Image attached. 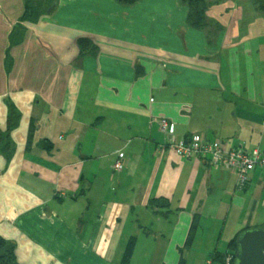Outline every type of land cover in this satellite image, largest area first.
<instances>
[{
    "label": "crops",
    "instance_id": "crops-1",
    "mask_svg": "<svg viewBox=\"0 0 264 264\" xmlns=\"http://www.w3.org/2000/svg\"><path fill=\"white\" fill-rule=\"evenodd\" d=\"M206 2L196 29L183 0H59L36 22L20 21L25 0H0V132L19 114L0 150V238L19 264L226 262L264 228L262 169L240 191L235 171L179 156L159 127L264 151V14Z\"/></svg>",
    "mask_w": 264,
    "mask_h": 264
},
{
    "label": "trees",
    "instance_id": "trees-1",
    "mask_svg": "<svg viewBox=\"0 0 264 264\" xmlns=\"http://www.w3.org/2000/svg\"><path fill=\"white\" fill-rule=\"evenodd\" d=\"M59 0H25V10L21 17V22H36L43 15L51 13L57 6ZM118 3L125 6H133L140 0H116ZM222 1V0H220ZM257 9L264 14V0H253ZM183 2L189 7V24L196 28L202 29L206 24V13L208 5L206 0H183ZM25 28L19 26L12 30L10 34V45L20 44L23 40ZM79 46L81 48V54H95L97 52V46L90 39H80ZM19 121V114L14 107L10 109L9 130L7 136L0 132V150L7 157L11 156L10 147V132L17 127ZM5 142H7L5 144ZM239 237V236H238ZM238 237L230 244L231 256L230 259L225 262L222 260L224 257L217 256V260H220L224 264H235V257L237 252ZM16 246L14 243L0 238V264H19L16 257Z\"/></svg>",
    "mask_w": 264,
    "mask_h": 264
},
{
    "label": "built area",
    "instance_id": "built-area-1",
    "mask_svg": "<svg viewBox=\"0 0 264 264\" xmlns=\"http://www.w3.org/2000/svg\"><path fill=\"white\" fill-rule=\"evenodd\" d=\"M159 127L166 137L165 145L179 156L186 159L209 158L211 164L215 167L225 166L232 169L237 174V188L244 191L250 181L251 173L260 168L264 172V151L255 149L246 151L242 148H233L226 150L223 140L211 141L202 135H193L190 139H180L175 136L174 124L167 118H160ZM124 153H119L118 159L114 164V170L120 172L124 170ZM211 264H224L212 261Z\"/></svg>",
    "mask_w": 264,
    "mask_h": 264
},
{
    "label": "water",
    "instance_id": "water-1",
    "mask_svg": "<svg viewBox=\"0 0 264 264\" xmlns=\"http://www.w3.org/2000/svg\"><path fill=\"white\" fill-rule=\"evenodd\" d=\"M235 264H264V228L247 229L239 235Z\"/></svg>",
    "mask_w": 264,
    "mask_h": 264
}]
</instances>
